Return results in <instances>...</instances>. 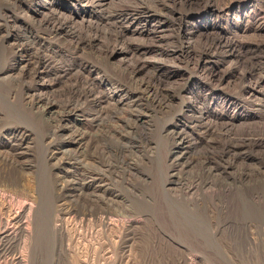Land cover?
I'll return each mask as SVG.
<instances>
[{"label": "rangeland", "instance_id": "374dc122", "mask_svg": "<svg viewBox=\"0 0 264 264\" xmlns=\"http://www.w3.org/2000/svg\"><path fill=\"white\" fill-rule=\"evenodd\" d=\"M93 1L0 0V70L38 50L57 91L49 122L23 101L36 78L0 80V152L24 153L0 155V218L28 223L0 237V264H264V0ZM40 2L74 34L39 23ZM95 74L127 98L99 124ZM68 84L93 91L73 116ZM201 112L211 132L180 144L177 123Z\"/></svg>", "mask_w": 264, "mask_h": 264}, {"label": "bare ground", "instance_id": "6f19581e", "mask_svg": "<svg viewBox=\"0 0 264 264\" xmlns=\"http://www.w3.org/2000/svg\"><path fill=\"white\" fill-rule=\"evenodd\" d=\"M45 2H47V1H45ZM43 3V2H40V4H41V7L40 8H37V10L39 11V16H41V17H39V23H43L44 25L46 24V25H50V30H51V33H53V34H55V35H61V34H63V33H72V34H74L72 31H69V29H67V28H69L68 26H69V23H70V20H71V18H66L65 17V19H62L61 17H59V14L57 13V12H55V11H48V12H45V9H47V3ZM93 2H96L97 4L98 3H101V2H103V0H94ZM100 5V4H99ZM37 11V12H38ZM141 16V15H140ZM72 22V21H71ZM69 31V32H68ZM14 44V43H13ZM12 45V44H11ZM75 45V44H74ZM223 45L224 46H229V43H223ZM12 47V46H11ZM75 47V46H74ZM15 48V47H14ZM37 48V47H36ZM35 49V48H34ZM74 49V48H73ZM16 50V49H15ZM17 52H15V56H16V54H18V56L19 57H22V58H20V62H17V59L15 60L13 57L11 58V62H9V63H7V65L6 66H4V68L2 69V70H0V80H9V79H11V78H15V76L16 77H25V78H36L37 79V83H35V82H33V83H35L34 85H32V87H30L29 86V84H28V82L26 83V87H25V91L24 92H22V93H24V96H23V101L25 102V104H26V108H27V110H28V112H30V113H34V114H37L38 116H40V118H44V116H47V120H48V117L53 113V109H54V103H53V100L52 99H49L48 98V96L50 95H46V91L47 90H50V91H52V92H55V90L54 89H56L55 88V85H54V83H53V81H52V83H45L44 81H42L41 80V77H42V74H44V70H46L45 68H46V64H47V59L48 58H45V56H43L42 54H41V52L40 51H36L35 53H34V58H35V60H34V62H32V61H30L31 60V58H30V56L27 54L28 52H31L30 51V49L28 48V49H25V50H23L22 51V49H17L16 50ZM26 53L25 55L26 56H20V54L19 53ZM33 55V54H32ZM24 57V58H23ZM51 57V56H50ZM53 58V57H52ZM33 60V59H32ZM50 60V59H49ZM10 61V60H9ZM53 61V60H52ZM51 61V62H52ZM50 62V63H51ZM33 63H35V67H33L32 66V64ZM48 65V64H47ZM50 66V65H49ZM52 66V65H51ZM47 68H49V67H47ZM64 69V68H63ZM63 69H60L59 70V73H60V75H59V73H58V75L61 77V76H65V75H67L68 74V71H65V70H63ZM66 69V68H65ZM143 70V67H136L135 69H133L132 70V72H131V78L133 77V76H135L136 74H138L139 73V71L140 70ZM72 71V70H71ZM72 73H73V71H72ZM55 74V73H54ZM53 74V75H54ZM77 73H75V75H76ZM80 74V72L77 74V75H79ZM90 74V73H89ZM56 75V74H55ZM91 75V74H90ZM14 76V77H13ZM46 76V75H45ZM71 76V75H70ZM74 76V75H73ZM80 76H81V74H80ZM92 76V75H91ZM47 77V76H46ZM51 77V76H50ZM55 77V76H54ZM57 77V76H56ZM67 77V76H66ZM83 77V76H82ZM44 78V77H43ZM68 78V77H67ZM69 78H72V77H69ZM81 78V77H80ZM86 78H88V77H86ZM86 78H85V82H84V79H83V82L84 83H86ZM19 79V78H18ZM72 79H74V78H72ZM82 79V78H81ZM92 80H94L95 81V83L98 85V87L100 88V90H98V94H97V96L96 97H94L93 96V98H92V103H94L98 108H99V110H97L98 111V113L97 114H95V117L93 118V120H94V122H96V120L98 121V119H99V115L103 112V108H102V106L101 105H103L104 103H106L107 101L108 102H111V103H114V104H121V103H123L124 101H126V99L127 98H125L124 96H123V94H125L124 92H123V90H122V88L120 87V86H118V87H112V88H110V87H107V86H109V84H108V82H107V80H105V79H102V77H99L98 76V74H95V75H93V78H91ZM45 80V79H44ZM54 80H56V79H54ZM66 80V79H65ZM92 80H90L91 82H92ZM132 80V79H131ZM29 81H30V83H31V81H32V79L30 80L29 79ZM47 81V80H46ZM64 81V80H63ZM67 81V80H66ZM75 81V80H74ZM3 82V81H2ZM18 82V81H17ZM22 82V81H21ZM26 82V81H25ZM25 82L23 83V84H25ZM51 82V81H50ZM71 82V81H70ZM139 82H141V81H139ZM73 83V82H72ZM75 83V82H74ZM90 83V82H89ZM12 84V83H11ZM22 84V83H21ZM20 84V85H21ZM64 84V83H63ZM67 84V83H66ZM65 84V85H66ZM76 84V83H75ZM142 84V83H141ZM16 85V84H15ZM19 85V86H20ZM31 85V84H30ZM69 85V84H68ZM74 85V84H73ZM73 85H69V86H67V87H69V91H70V93H71V99H69L68 98V100L65 102V104H63L64 106H66V107H68V115L69 116H73L74 115V113L75 112H77L78 111V109H75V104H74V106H73V103H74V101L75 100H79V98H81V97H83L86 93H88L89 94V96H90V93H92L93 91H92V89H88V91H85L84 89L82 90L81 89V91H78L79 90V88H78V90H76L75 89V87L73 86ZM86 85V84H85ZM91 85V84H90ZM95 85V84H94ZM93 85V86H94ZM62 86V85H61ZM76 86H78V85H76ZM81 86V85H80ZM84 86V85H83ZM96 86V85H95ZM94 86V87H95ZM146 86V85H145ZM59 87V86H58ZM67 87H66V90H67ZM89 87V86H88ZM107 87V88H106ZM61 88V87H60ZM59 88V89H60ZM85 88H87V87H85ZM93 88V87H92ZM124 88V87H123ZM138 88V87H137ZM19 89H21V87L19 88ZM142 89V88H141ZM87 90V89H86ZM95 90V89H94ZM35 93H34V92ZM68 91V90H67ZM43 92H45V94L43 93ZM57 92V91H56ZM55 92V93H56ZM90 92V93H89ZM150 92V91H149ZM49 93V92H48ZM47 93V94H48ZM59 93H60V91H59ZM61 93L62 94H64L62 91H61ZM141 93H145V90H139V91H135V90H133V92L132 93H130V96H129V98H136V97H140L139 95L141 94ZM151 93V92H150ZM149 93V94H150ZM68 94V93H67ZM58 95V94H57ZM65 95V94H64ZM127 95V94H126ZM145 95V94H144ZM51 96V95H50ZM59 96V95H58ZM68 96V95H67ZM86 96H87V94H86ZM157 96V95H156ZM54 97V96H53ZM65 97H66V95H65ZM67 98V97H66ZM86 98V97H85ZM56 99V98H55ZM84 99V98H83ZM89 99V98H88ZM138 99V98H137ZM154 99H155V97H154ZM63 100V99H62ZM61 100V101H62ZM65 100V99H64ZM91 100V99H90ZM136 100V99H135ZM152 100V99H151ZM56 101V103H57V100H55ZM134 101V100H133ZM133 101H131V102H133ZM81 102V101H80ZM84 102H85V100H84ZM128 102V101H127ZM63 103V102H62ZM61 103V104H62ZM83 103V102H82ZM87 103V102H86ZM91 103V104H92ZM80 104V103H79ZM108 104V107L110 108V106H109V103H107ZM106 104V105H107ZM159 104H160V102H159ZM78 105V104H77ZM76 105V106H77ZM130 105V104H129ZM62 106V105H61ZM91 106H93V105H91ZM105 106V105H104ZM112 106V105H111ZM120 106V105H119ZM128 106V105H127ZM66 107H64V108H66ZM70 107V108H69ZM79 107H81V106H79ZM106 107V106H105ZM105 107H104V109H105ZM114 107V106H113ZM129 107V106H128ZM115 108H117V107H115ZM120 108V107H119ZM95 109V108H94ZM93 109V110H94ZM63 111L65 110V109H62ZM62 110H59V112H61ZM55 111H57V110H55ZM62 111V112H63ZM83 111V110H82ZM114 111V110H113ZM131 111V110H130ZM133 111H134V109H133ZM201 111V110H200ZM58 112V111H57ZM61 112V113H62ZM104 112H105V110H104ZM108 112V111H107ZM197 112V111H196ZM94 113V112H93ZM109 113V112H108ZM56 114H58V113H56ZM63 114H64V112H63ZM63 114H62V116H63ZM67 114V113H66ZM133 114V113H132ZM131 114V115H132ZM135 114V113H134ZM106 115V114H105ZM109 115V114H108ZM111 115H112V113H111ZM110 115V116H111ZM104 116V115H103ZM142 116V115H141ZM54 117H56V116H54ZM60 117V116H59ZM105 117V116H104ZM130 117V116H129ZM140 117V115L139 114H135V118H139ZM52 118V117H51ZM88 118H90V117H88ZM107 118V117H106ZM111 118H113L112 116H111ZM118 118V117H117ZM209 118H210V115L209 114H206V113H204V112H201L200 114H198V115H189L188 117H187V119H188V124H189V126L187 125V124H185V123H181V124H179V123H177V125L176 126H178L177 128H178V131L179 132H177L176 134L177 135H181V137H179V143L180 144H183V141H184V139L185 138H187V137H184V135H185V133L187 132V131H191V129H193L194 127H196V124L198 123V124H200L199 126H200V128H203L204 129V131L205 132H211L210 130H211V127H210V125L208 124V120H209ZM57 119V118H56ZM87 119V118H86ZM92 119V118H91ZM114 119V118H113ZM115 119H116V117H115ZM89 120V119H88ZM121 120V119H120ZM124 120V119H123ZM136 120V119H135ZM134 120V121H135ZM49 121V120H48ZM54 121V120H53ZM59 121H60V119H59ZM87 121V120H86ZM101 121V120H100ZM103 122H104V120H102ZM50 122V121H49ZM49 122H47V123H49ZM57 122V121H56ZM66 123V122H65ZM96 123H98V122H96ZM138 123V122H137ZM56 124V123H55ZM55 124H54V126H55ZM57 124H60V123H58L57 122ZM90 124H92V123H90ZM95 124V123H94ZM93 124V125H94ZM99 124V123H98ZM101 124V123H100ZM64 125V124H63ZM67 125V124H66ZM133 125V124H132ZM131 125V126H132ZM53 126V127H54ZM57 126H59V125H57ZM91 126V125H90ZM94 126H97V124H95ZM124 126H126V125H124ZM128 126V125H127ZM134 126V125H133ZM198 126V125H197ZM63 127V126H62ZM67 127V126H66ZM65 127V128H66ZM100 127H102L101 125H99V128ZM104 127V126H103ZM102 127V128H103ZM122 127V126H121ZM61 128V127H60ZM68 128V127H67ZM92 128V127H91ZM98 128V129H99ZM106 128H107V126H106ZM110 128V127H109ZM131 128V127H130ZM176 128V127H175ZM191 128V129H190ZM54 129V128H53ZM108 129V128H107ZM57 130V129H56ZM70 130V129H69ZM97 130V129H96ZM77 131V130H76ZM75 130H74V132H76ZM79 131V130H78ZM81 131V130H80ZM83 131V130H82ZM100 131H101V129H100ZM108 131V130H107ZM73 132V133H74ZM102 132V131H101ZM109 132H111V131H109ZM117 132V131H116ZM204 132V133H205ZM68 133V132H67ZM70 133V132H69ZM85 133V132H84ZM84 133H82V135L84 136ZM103 133V132H102ZM101 133V134H102ZM108 133V132H107ZM72 134V133H71ZM77 134V133H76ZM80 134V133H79ZM79 134H78V136H79ZM86 134V133H85ZM88 134H89V132H88ZM111 134V133H110ZM109 134V135H110ZM188 134V133H187ZM210 134V133H209ZM105 135V134H104ZM118 135V134H117ZM69 136H71V135H69ZM74 136H76V135H74ZM86 136H87V134H86ZM108 136V135H107ZM175 136V135H174ZM186 136V135H185ZM85 137V136H84ZM104 137V136H103ZM190 137V136H189ZM73 138V137H72ZM71 138V139H72ZM81 138H83V137H81ZM184 138V139H183ZM91 141H92V139L91 138H89ZM187 139H189V138H187ZM199 139V138H198ZM23 140L24 139H20V144L23 142ZM74 141H72L71 143L72 144H79V141L81 140L79 137H78V140H77V138H76V140L75 139H73ZM89 140V141H90ZM82 141V140H81ZM105 141V140H104ZM178 141V140H177ZM187 141V140H186ZM88 142V141H87ZM176 142V141H175ZM81 143V142H80ZM83 143V142H82ZM85 143H86V141H85ZM197 143V142H196ZM19 144V143H18ZM178 144V143H177ZM260 144V143H259ZM174 145V144H173ZM188 145H189V143H188ZM20 146V145H19ZM82 146V145H81ZM85 146V145H84ZM185 146V145H184ZM183 146V147H184ZM190 146V145H189ZM188 146V147H189ZM101 147H103V146H101ZM77 148V147H76ZM83 149V148H82ZM17 150H21L20 148L19 149H17ZM66 151H68V150H66ZM183 151V150H182ZM2 152V151H1ZM0 152V155L2 156H4L5 158H6V160H7V158L9 157L10 159H14V158H19V157H21L22 155H24V153L23 152H21V151H19V152H16V153H14V154H6L5 152L4 153H1ZM61 152V151H60ZM79 152V151H78ZM77 152V153H78ZM75 153V152H74ZM80 153V152H79ZM54 154H56V153H54ZM54 154H51L50 155V158L51 157H53L54 156ZM180 155V154H179ZM56 156V155H55ZM11 160V161H15V160ZM10 161V160H9ZM6 162V161H5ZM19 162V161H18ZM7 163V162H6ZM14 163H16V162H14ZM2 164V163H1ZM8 164V163H7ZM12 164V163H11ZM10 164V165H11ZM22 164V163H21ZM3 165V164H2ZM15 165V164H14ZM20 165V164H19ZM187 166V165H186ZM5 167V166H4ZM8 167V166H7ZM14 167V166H13ZM17 167H18V164H17ZM6 168V167H5ZM19 168H21V167H19ZM181 168V167H180ZM9 169V168H8ZM15 169H17V168H15ZM6 170H7V168H6ZM10 170V169H9ZM12 170V169H11ZM10 170V171H11ZM18 170H20V169H18ZM20 172V171H19ZM8 173V172H7ZM14 173V172H13ZM16 173V172H15ZM9 174V173H8ZM12 174V173H11ZM17 174H18V172H17ZM6 175V174H5ZM7 176V175H6ZM5 176V177H6ZM14 176V175H13ZM12 175H10V177H12L13 179H14V177H13ZM16 176V175H15ZM18 176V175H17ZM8 177V176H7ZM21 177V176H20ZM19 177V178H20ZM6 179V178H5ZM9 179H11V178H9ZM12 179V180H13ZM21 179V178H20ZM7 180H8V178H7ZM19 182V181H18ZM2 183V182H1ZM7 183V182H6ZM13 185L15 184L16 186H18L17 185V181L16 180H13V182H11ZM10 183V184H11ZM184 186V185H183ZM10 187H12V185L10 186ZM13 187H15V186H13ZM21 187V186H20ZM192 187L193 186H187V187H185V191L188 193V192H190V190L192 189ZM196 188V187H195ZM169 189V188H168ZM184 189V188H183ZM196 190V189H195ZM210 190H211V188H210ZM193 192H194V190H192ZM199 191V190H198ZM183 192V191H182ZM189 195H192L191 193L189 194ZM79 196V195H78ZM114 196V195H113ZM184 196V195H183ZM187 196V195H186ZM193 196V195H192ZM191 199V198H190ZM88 201V200H87ZM92 201V200H91ZM115 201V200H114ZM91 203V202H90ZM23 206V205H22ZM20 209H21V207H20ZM27 212V211H26ZM21 213H23V212H21ZM21 213H19V212H15L14 213V215H12V217L10 218V219H8V220H3V219H1L0 218V237H5V236H8V235H12V236H14L15 234H17V232H18V234L19 233H21L22 231H25L26 230V228H28V223L26 222V220L24 221V220H22V216H21ZM30 213H31V211H30ZM29 213V214H30ZM27 214V213H26ZM23 217H26V216H23ZM29 218V217H28ZM27 218V219H28ZM27 224H26V223ZM10 223H15V226H16V230H15V232L16 233H14V229H12L11 228V224ZM26 225H27V227H26ZM28 231V230H27ZM17 234V235H18ZM24 234V233H23ZM25 236V235H24ZM21 237V236H20ZM22 258L19 256V257H16V259H15V263L16 264H22Z\"/></svg>", "mask_w": 264, "mask_h": 264}]
</instances>
